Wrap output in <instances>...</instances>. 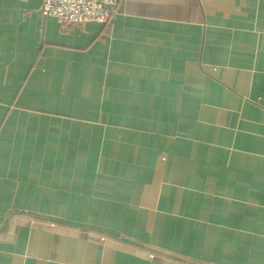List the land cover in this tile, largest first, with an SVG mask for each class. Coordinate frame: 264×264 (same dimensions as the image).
I'll return each instance as SVG.
<instances>
[{"label":"crops","instance_id":"crops-1","mask_svg":"<svg viewBox=\"0 0 264 264\" xmlns=\"http://www.w3.org/2000/svg\"><path fill=\"white\" fill-rule=\"evenodd\" d=\"M41 6L0 0V264H264V0Z\"/></svg>","mask_w":264,"mask_h":264},{"label":"built area","instance_id":"built-area-1","mask_svg":"<svg viewBox=\"0 0 264 264\" xmlns=\"http://www.w3.org/2000/svg\"><path fill=\"white\" fill-rule=\"evenodd\" d=\"M119 0H42L41 12L62 26L86 22L107 23Z\"/></svg>","mask_w":264,"mask_h":264}]
</instances>
